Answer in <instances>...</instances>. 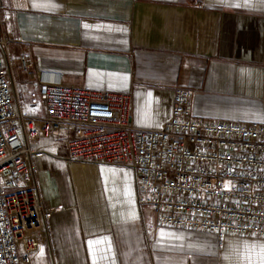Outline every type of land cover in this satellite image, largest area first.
<instances>
[{"label":"crops","instance_id":"obj_1","mask_svg":"<svg viewBox=\"0 0 264 264\" xmlns=\"http://www.w3.org/2000/svg\"><path fill=\"white\" fill-rule=\"evenodd\" d=\"M16 108L45 115L41 74L128 92L133 123L160 129L175 90L211 121L264 123V0H1ZM30 68L24 71L19 58ZM64 127L34 144L52 210L32 264H264V238L160 225L139 203L133 167L69 161Z\"/></svg>","mask_w":264,"mask_h":264},{"label":"built area","instance_id":"obj_2","mask_svg":"<svg viewBox=\"0 0 264 264\" xmlns=\"http://www.w3.org/2000/svg\"><path fill=\"white\" fill-rule=\"evenodd\" d=\"M10 40L0 39V264H32L48 239L52 210L40 200L34 144L64 127L73 130L68 160L133 167L138 201L160 225L214 232L220 243L230 234L264 238V123L197 118L192 90L178 88L166 125L138 128L130 93L45 72V115L29 116L16 108ZM19 61L30 68L25 55Z\"/></svg>","mask_w":264,"mask_h":264},{"label":"rangeland","instance_id":"obj_3","mask_svg":"<svg viewBox=\"0 0 264 264\" xmlns=\"http://www.w3.org/2000/svg\"><path fill=\"white\" fill-rule=\"evenodd\" d=\"M68 160V159H67ZM70 161V160H69Z\"/></svg>","mask_w":264,"mask_h":264}]
</instances>
